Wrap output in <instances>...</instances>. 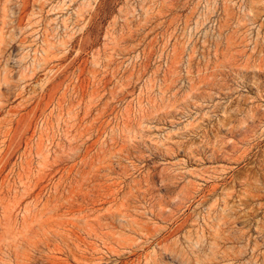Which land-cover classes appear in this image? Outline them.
Wrapping results in <instances>:
<instances>
[{
    "label": "rangeland",
    "instance_id": "obj_1",
    "mask_svg": "<svg viewBox=\"0 0 264 264\" xmlns=\"http://www.w3.org/2000/svg\"><path fill=\"white\" fill-rule=\"evenodd\" d=\"M0 264H264V0H0Z\"/></svg>",
    "mask_w": 264,
    "mask_h": 264
}]
</instances>
